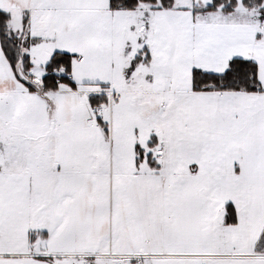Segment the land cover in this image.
I'll use <instances>...</instances> for the list:
<instances>
[{
	"label": "snow or ice",
	"instance_id": "1",
	"mask_svg": "<svg viewBox=\"0 0 264 264\" xmlns=\"http://www.w3.org/2000/svg\"><path fill=\"white\" fill-rule=\"evenodd\" d=\"M0 264H264V0H0Z\"/></svg>",
	"mask_w": 264,
	"mask_h": 264
}]
</instances>
